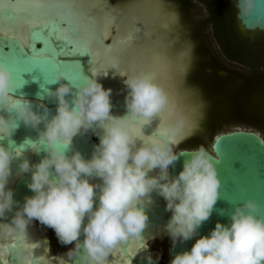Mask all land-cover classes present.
<instances>
[{"label":"clouds","instance_id":"obj_1","mask_svg":"<svg viewBox=\"0 0 264 264\" xmlns=\"http://www.w3.org/2000/svg\"><path fill=\"white\" fill-rule=\"evenodd\" d=\"M256 2L236 0L238 13L248 15ZM111 63L117 68L120 57L114 55ZM57 82L55 89H43L56 104L50 116L47 110H35L26 97L14 95L13 73L0 62V218L19 204L7 185L10 164L24 149L23 144L16 147L3 141L22 121L38 133L35 142H26L35 151L43 145L46 152L35 163L20 160L17 175L30 173L27 187L32 194L25 196L10 222L0 220V239L14 236L27 244V226L35 218L51 227L62 244L74 242L67 252L74 264H105L115 246L148 227L146 209L155 192L171 213L163 228L173 245L196 236L192 246L177 252L170 264H264V203L254 198H243L234 205L227 223L218 220L209 233L198 235L220 188L217 160L203 145L178 151L170 141L159 138L137 144L131 121L137 116L151 117L168 104L167 94L149 75L141 71L126 77L127 114L117 116L110 114L111 89L94 76L74 85L65 73L57 72L52 83ZM183 124L184 116L178 114L169 134H177ZM94 125L102 131L97 133L99 142L91 156L85 158L79 150L68 154L65 149L72 138ZM181 156L182 168L172 175L169 168ZM153 169L158 171L150 175ZM6 251L0 245V252ZM12 254L11 264L32 260L30 247H18ZM145 259L147 264H157L159 257L154 260L149 253Z\"/></svg>","mask_w":264,"mask_h":264},{"label":"snow or ice","instance_id":"obj_2","mask_svg":"<svg viewBox=\"0 0 264 264\" xmlns=\"http://www.w3.org/2000/svg\"><path fill=\"white\" fill-rule=\"evenodd\" d=\"M175 23V15L153 0H127L122 6H110L107 0H0V56L10 65L16 82V95V90L26 83L25 73H37L32 79L42 77L40 87L45 89L46 84L53 82V68H62L75 85L80 77L85 76L79 61L72 57L89 53L92 57L90 71L95 76L113 68L111 58L118 55L120 64L115 69L121 76L142 71L168 96V104L156 114L148 118L137 116L131 121L133 134L141 142L159 138L177 146L196 127L192 112L181 103L173 80V71L177 74L186 71L190 49L185 44L173 61L161 53L158 42H150L158 28L175 26ZM37 43L41 46L37 47ZM178 114L184 116V124L177 134L170 135L168 126L175 122ZM154 121L152 134H145V126H151ZM221 138L217 137V141ZM27 145L29 143L26 142L23 148ZM229 151L236 154L252 152L253 149L251 146L233 145ZM236 159L234 155L232 161ZM229 190V185L225 184V191ZM133 239V248L143 246L144 238L133 236L115 246L111 253L130 255L129 245ZM0 245L7 249L0 252V264L14 260L12 253L21 246L31 249L29 264H41L44 258L42 254L33 255L36 244L27 242L22 245L21 240L14 236L7 241L0 239ZM108 262L106 260L105 264ZM121 264L125 262L122 260Z\"/></svg>","mask_w":264,"mask_h":264},{"label":"water","instance_id":"obj_3","mask_svg":"<svg viewBox=\"0 0 264 264\" xmlns=\"http://www.w3.org/2000/svg\"><path fill=\"white\" fill-rule=\"evenodd\" d=\"M237 21L241 31L245 33L258 32L264 37V0H257L255 7L248 15H241L237 12ZM60 43V42H57ZM37 47L41 45L37 43ZM7 51V49H5ZM60 59H64L61 57ZM74 60H78L86 78H91L89 69L91 65L92 57L89 53L83 55H77L72 57ZM0 62L5 63L8 67L9 64L0 56ZM65 69L53 68L51 78H54L57 72H63ZM37 73H25L24 79L26 83L19 89L16 90V95H22L30 100L33 107L37 111L47 110L49 115L55 113L56 104L53 98H49L44 95L43 89L40 85L43 83V78L33 80L32 76ZM80 77L79 82H83L86 78ZM58 86L57 83L46 84L45 88L55 89ZM69 94V98H70ZM111 109L110 114L112 116L125 115L127 109L125 106L124 98L118 99L113 97L112 92L110 93ZM7 115V113H4ZM43 128V124L40 125ZM145 131L152 134L154 129L149 126H145ZM101 132L98 126L87 131L78 132L73 138L71 144L65 149L68 154H71L73 150H79L85 158L91 156L93 146L99 142L97 133ZM235 134V135H234ZM234 135V136H233ZM217 137H222L217 141ZM38 139V133L36 129L25 125L22 121L19 122V127L13 132V134L6 138L3 143L7 145L9 142H13L14 146L19 147L24 145L26 141L31 140L35 142ZM264 137L254 130L245 129H232L229 131H223L216 134L209 146V153L213 156L216 162V168L218 177L220 179V188L218 199L213 206V211L209 218L204 221L199 229L198 235H205L214 228L216 222L219 220L222 223H227L229 220V214L233 210L234 205L240 202L243 198H254L261 203H264ZM233 145H244L251 146L252 152H240L233 154L229 151ZM194 149V148H193ZM176 150V149H175ZM179 150H191L188 148L177 149ZM46 154L45 148L42 145L38 151L31 148V145H27L22 155L15 157L10 168L12 173H18L20 160L27 158L30 162H38L42 156ZM235 157L236 160L232 159ZM184 157H179L169 168L172 175H176L182 168ZM232 161V167L230 162ZM30 180V173H23L18 175L11 183L7 186L13 190V196L19 204L14 205L13 211L8 212L5 217L0 218L4 222H10L14 210L23 203L26 195H31V190L27 187ZM95 182H99L95 180ZM225 184L229 185L230 190L225 191ZM245 189L243 194L241 189ZM152 204L146 209L148 212V227L154 228L160 225H165L171 215L170 211L165 209V201L155 192L151 193ZM157 203V204H156ZM223 213L221 214V211ZM146 228L141 231V236L144 237ZM80 239L83 240V234ZM196 236H193L186 241H177L174 245L170 244L166 264H170L172 257L180 251L189 249L194 243ZM123 253V252H122ZM36 256V254H33ZM123 255H125L123 253ZM147 254L140 257L134 258L132 255L126 256L127 262L125 264H147L145 257ZM155 260V258H153ZM74 264L73 258H70V264ZM7 264H11V260L7 261ZM157 264H159L157 262Z\"/></svg>","mask_w":264,"mask_h":264},{"label":"flooded vegetation","instance_id":"obj_4","mask_svg":"<svg viewBox=\"0 0 264 264\" xmlns=\"http://www.w3.org/2000/svg\"><path fill=\"white\" fill-rule=\"evenodd\" d=\"M107 2L110 6H122L127 0H107ZM153 2L158 3L162 8L172 12L176 17V23L175 26H167L166 33L160 37L162 39H155L156 35L153 33L150 40L154 43L158 42L161 45L159 50L166 53V55L170 57V60H173V54H180L186 44L190 49V56H192V59L197 60L196 67L191 71L192 73L188 75L194 78V85H196L197 88H207L208 91L213 92L214 100L212 102L213 106L216 107L215 110H217L215 111L216 118L219 117V114L223 113L224 119L225 117H227V119H237L239 114L237 108L240 103L238 102L237 97L240 89L242 91L251 89L252 86L248 84V81L257 78L262 74L264 75V51L262 53L259 52L262 54L261 58L254 60L249 58L248 51L244 46L239 44L236 36V27H238L240 31L241 29L239 28L236 17L238 12L236 8V0V12L234 14L231 0H153ZM233 20L235 21V28L231 24ZM241 32L243 33V31ZM161 40H164V42H161ZM223 60H226L229 63H227L229 67L225 65ZM238 60H240L241 65L246 68L245 71H238ZM258 60H261L262 63H259ZM88 69L90 76L93 77L90 68ZM108 76H110L112 80H119L112 68H109L106 73H99L94 77L103 85V87H105L104 79ZM200 76L204 77L202 84H199ZM126 77L127 76H123L119 81L124 82ZM238 82L240 85H238ZM249 95L251 94L245 96L243 104L242 102L240 103L242 106L240 110L247 104ZM111 112L112 111H110V113ZM227 119H225V121ZM214 127L215 126L213 125L208 126V129ZM100 131H102V129H100ZM149 174L153 175L151 173ZM17 176L16 173H12L9 180L13 177L15 179ZM98 179L99 178H92L93 182ZM161 198L163 199V197ZM32 224L31 229L33 231L35 230L36 233L34 234L36 237L33 239L30 238L29 232H27L28 241L30 243L34 242V244L37 245V248H35L33 253H37V256L41 254L42 257L44 256L43 259L45 263L42 261L41 264H60L63 256L64 259L62 264H70V257L67 256V252L74 247V242L71 244V248H66L64 247L66 244H62L58 240L51 227H48L49 229L47 232V226L35 218L32 220ZM4 240L7 241V239ZM155 240L160 241L157 236L151 241L145 239L143 246L139 248H133L130 243L129 251L132 257L137 258L149 253H152L151 255L155 259L161 257V255L159 256V251L157 249L150 248V242ZM44 243L47 248V254L45 255L42 253L41 248V246H43L41 244ZM134 243L135 241L133 244ZM113 253L115 252H110L106 258V260L109 261L108 264H121L122 260L127 262V258L122 252L117 255L116 259H113L115 258V256L113 257ZM153 253L155 255H153ZM160 262L161 260H158L159 264Z\"/></svg>","mask_w":264,"mask_h":264},{"label":"rangeland","instance_id":"obj_5","mask_svg":"<svg viewBox=\"0 0 264 264\" xmlns=\"http://www.w3.org/2000/svg\"><path fill=\"white\" fill-rule=\"evenodd\" d=\"M231 5L233 7V14H234L236 12L235 0H231ZM231 24L235 28L234 20L232 21ZM167 28L168 27L158 28L154 32V34L156 35L155 39L162 37L166 33ZM236 36L239 41V44L241 46H244V48L248 51L250 56L249 58L257 60L258 58L262 57V54L260 53L264 51V38L260 33L258 32L242 33L238 29V27H236ZM161 42H164V40H161ZM162 54L166 55V53H162ZM178 55L179 54H173V61L178 57ZM167 57L170 58L169 56ZM261 60L260 61L258 60V62L262 63ZM223 62L225 63L226 66L229 67L228 65L229 63L226 60H223ZM240 62L241 61L238 60L237 68L238 71L243 72L246 70V68L243 65H241ZM196 63L197 60L192 59V56H190L188 67L184 73L177 74L173 71V80L175 81L177 85V89L180 93L181 103L192 112L193 118L196 123V127L189 134H187L180 140V142L175 147V149L176 150L183 148L193 149L196 148L197 146L203 145L208 150L209 149L208 147L210 146L216 134H218L219 132L229 131L232 129L254 130L264 137V75L262 74L261 76L248 81V84L252 86L251 89L245 91L244 90L242 91L240 89L237 99L238 102L240 103L242 102V104H243V100L245 99V96L247 94H251L248 96L247 104L243 107V109L240 110L242 106L239 103L238 105L239 109L237 108V111H239L237 119H227V117H225V119H227L225 121L223 117V113L219 114V117L217 118L215 116L216 115L215 111L217 110H215L216 107L213 106V102H212L214 100L213 92L208 91L207 88H201V89L197 88L196 85H194V80H193L194 78L188 75L192 73L191 71H193L194 68L196 67ZM187 75L188 77L186 78ZM203 78L204 77L201 76L199 77L200 80L199 84L200 83L202 84ZM239 82L238 85H240ZM212 125L215 127L208 129V126H212ZM48 229L49 228L47 226L46 227L47 232ZM151 240L153 239H149V241ZM171 242L172 241L170 240L167 234L163 238H161L160 241L155 240L150 242V248L157 249L161 253L160 264H165L166 257L168 255V247ZM71 244H66L64 247L71 248Z\"/></svg>","mask_w":264,"mask_h":264},{"label":"bare ground","instance_id":"obj_6","mask_svg":"<svg viewBox=\"0 0 264 264\" xmlns=\"http://www.w3.org/2000/svg\"><path fill=\"white\" fill-rule=\"evenodd\" d=\"M151 41V40H150ZM152 43H154V42H152ZM161 53H164V52H162L161 51ZM112 70L116 73V75H117V77H118V79L120 80V79H122L123 78V76H121L117 71H116V69L115 68H112ZM106 73V72H105ZM131 74H133V73H130L129 75H131ZM109 75V74H108ZM106 76H107V74H106ZM128 76V75H127ZM100 79V78H99ZM105 81V88H110L111 89V92H112V94H113V97H116V98H118V99H122V98H124L125 97V95H126V92H127V89H126V86H125V84H124V82H120L119 80L118 81H116V80H112L111 79V77L110 76H108V77H106V79H104ZM107 80V81H106ZM155 121L153 122V124L151 125V126H149V127H151L152 129H154V127H155ZM170 125L171 124H169V126H168V129H169V127H170ZM145 134H147L146 132H145ZM261 135V134H260ZM205 137V136H204ZM137 144H140L141 143V141H139V140H137ZM180 142V141H179ZM175 147L176 146H174V150H175ZM209 148V147H208ZM158 171V169H153L150 173L151 174H156V172ZM13 179H14V177L13 178H11L10 180H9V182H11V181H13ZM164 199V198H163ZM31 224H32V221L28 224V226H27V229L29 230H27V232H29V236H30V238H34V237H36V235L34 234V233H36L35 232V230L33 231L31 228ZM33 225V224H32ZM166 235V232L164 231V228H163V225H160V226H158V227H154V228H150V227H146V232H145V234H144V240L145 239H147V240H149V239H154V237L155 236H157L159 239H161V238H163L164 236ZM31 241V240H30ZM33 241V240H32ZM38 241V240H37ZM135 240H132L131 241V245L133 244V242H134ZM29 242V241H28ZM143 242H145V241H143ZM33 244H34V242H32ZM172 243V242H171ZM41 245H43V246H41V248H42V250L44 251H42V253L45 255V254H47V248H46V244L44 243V244H41ZM129 247H130V245H129ZM169 247H170V245H169ZM169 247H168V251H169ZM41 248H40V250H41ZM144 248H145V246H144ZM143 250V249H142ZM33 251H35V249H33ZM147 251V250H146ZM34 254V253H33ZM36 254V256H37V253H35ZM152 254V253H151ZM158 254H159V256H160V252H158ZM153 255H155L154 253H153ZM115 256V258H113V259H116V257H117V254L116 253H113V257ZM44 257V256H43ZM154 258V257H153ZM63 259H64V256L62 257V260H61V263L60 264H62V262H63ZM159 261L161 260V257H159V259H158ZM42 261H44V259H42L41 260V262ZM57 261V260H56ZM59 261V260H58ZM68 261V260H67ZM118 262V261H117ZM44 263H45V261H44ZM116 263V262H115ZM57 264V263H56ZM59 264V263H58Z\"/></svg>","mask_w":264,"mask_h":264}]
</instances>
